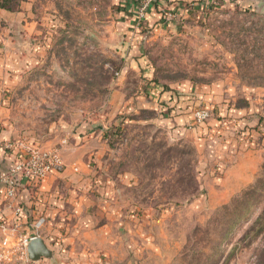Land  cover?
I'll return each mask as SVG.
<instances>
[{
    "label": "rangeland",
    "instance_id": "1",
    "mask_svg": "<svg viewBox=\"0 0 264 264\" xmlns=\"http://www.w3.org/2000/svg\"><path fill=\"white\" fill-rule=\"evenodd\" d=\"M11 6L0 8L6 145L57 151L92 196L50 230L54 259H29L30 228L2 264H264V0ZM182 82L212 90L218 109L177 124L142 108L150 85Z\"/></svg>",
    "mask_w": 264,
    "mask_h": 264
},
{
    "label": "crops",
    "instance_id": "2",
    "mask_svg": "<svg viewBox=\"0 0 264 264\" xmlns=\"http://www.w3.org/2000/svg\"><path fill=\"white\" fill-rule=\"evenodd\" d=\"M132 2L133 0H118L123 5V2ZM178 5H196L203 0H176ZM120 11L122 8H119ZM156 9L153 8L152 11ZM4 12V10H0ZM21 13V12H20ZM129 16V15H127ZM149 87V86H148ZM147 99L142 100V108L156 111L159 119L177 122V124L190 123L194 119V113L191 109H199V105L206 109H218L216 101L218 96L214 95L212 90L202 89L189 82H182L171 87L169 90H164L159 86H151L147 88ZM189 98L200 99L199 101H189ZM186 99V101H185ZM177 109L171 111V114H162L164 109ZM161 112V113H160ZM177 115V116H176ZM158 119V120H159ZM0 123V176L8 172L16 163L18 157V148L8 147L4 130L1 132ZM4 142V143H3ZM6 145V149L4 147ZM64 164L63 168L54 170L48 177L44 178L40 183H20L18 187V203L22 206V214L16 216L14 208L7 199L5 184H0V215L2 219L9 225L17 223L18 233L26 229H32L26 234V238L37 235L42 237L45 243H48V237L52 240L50 230L52 228H63L64 220L67 217L69 210L78 212V210L86 211L90 207L88 205L92 195L89 190L86 191L82 180L85 178L84 173H81V167L75 164ZM84 177V178H83ZM86 179H88L86 177ZM69 186H76L71 197H67L64 193ZM87 192V194H86ZM85 207L89 209L85 210ZM44 218L43 225L35 228L36 222ZM23 229V230H22ZM49 230V231H47ZM33 235H30V234ZM50 235V236H48Z\"/></svg>",
    "mask_w": 264,
    "mask_h": 264
},
{
    "label": "built area",
    "instance_id": "3",
    "mask_svg": "<svg viewBox=\"0 0 264 264\" xmlns=\"http://www.w3.org/2000/svg\"><path fill=\"white\" fill-rule=\"evenodd\" d=\"M147 1L151 3L155 0ZM209 115L210 112L208 110H199L196 112V117L199 121L206 119ZM63 166V159L57 151H43L36 148H29L25 153L18 155L15 165L8 172L0 176V184H5L7 199L12 204L16 216H20L23 210L22 206L18 203L19 184H38L54 170L61 169ZM44 221V218H40L36 222L35 228L39 229ZM18 228L17 223L9 226L0 215V264L3 263L7 256L5 249L8 243L16 238ZM35 237L37 236L25 238L24 244L26 245L29 240Z\"/></svg>",
    "mask_w": 264,
    "mask_h": 264
},
{
    "label": "water",
    "instance_id": "4",
    "mask_svg": "<svg viewBox=\"0 0 264 264\" xmlns=\"http://www.w3.org/2000/svg\"><path fill=\"white\" fill-rule=\"evenodd\" d=\"M28 257L32 261H37L42 258L54 259V252L46 245L41 237H35L26 244Z\"/></svg>",
    "mask_w": 264,
    "mask_h": 264
},
{
    "label": "trees",
    "instance_id": "5",
    "mask_svg": "<svg viewBox=\"0 0 264 264\" xmlns=\"http://www.w3.org/2000/svg\"><path fill=\"white\" fill-rule=\"evenodd\" d=\"M11 3H12V0H0V8H2V9H10L11 10ZM248 194H250V193H248V192H246L244 195H248ZM255 198V196H253V199ZM225 209H227V206H223V207H221L219 210H218V212H217V216H216V218H219L220 220H222L223 219V216H224V213H223V211L225 210ZM242 217L241 216H239V217H237V219L235 220V221H233L231 218L229 219V222H230V224L228 223V226H230L229 228H234L237 224H238V222L240 221V219H241ZM233 221V223H231ZM224 225V224H223Z\"/></svg>",
    "mask_w": 264,
    "mask_h": 264
}]
</instances>
